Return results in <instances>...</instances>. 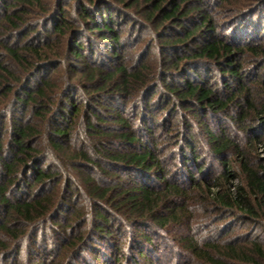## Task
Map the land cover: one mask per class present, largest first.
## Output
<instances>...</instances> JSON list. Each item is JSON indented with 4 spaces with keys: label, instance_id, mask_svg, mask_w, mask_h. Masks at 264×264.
Masks as SVG:
<instances>
[{
    "label": "trees",
    "instance_id": "obj_1",
    "mask_svg": "<svg viewBox=\"0 0 264 264\" xmlns=\"http://www.w3.org/2000/svg\"><path fill=\"white\" fill-rule=\"evenodd\" d=\"M189 1L73 0L74 28L61 0L48 20L51 34L37 32L39 43H11L34 30V14L42 26L52 7L0 0V264H17L21 253L25 264H163V245L175 253L174 264H264L256 241L252 251L223 248L194 232L202 226L198 213L210 210L264 227V73L244 69L248 59L262 63L257 70L264 66V22L254 17L259 11L236 14L227 40L204 0L184 9ZM78 27L109 48L112 72L89 62L75 82L67 77L59 85L52 73L38 78L69 61L75 73L85 50L75 39ZM136 30L159 42L155 70L144 64L151 49L136 69L118 51L128 50ZM84 82L92 93L81 109L71 94ZM135 96L145 105L133 119L114 104L127 106ZM102 108L114 127H106ZM157 113L164 114L160 121ZM80 131L86 138L76 147ZM162 137L178 141L177 151L169 153ZM96 138L103 141L94 150ZM96 169L118 181L99 185ZM77 193L82 209H75ZM48 233L61 246L52 255Z\"/></svg>",
    "mask_w": 264,
    "mask_h": 264
},
{
    "label": "rangeland",
    "instance_id": "obj_2",
    "mask_svg": "<svg viewBox=\"0 0 264 264\" xmlns=\"http://www.w3.org/2000/svg\"><path fill=\"white\" fill-rule=\"evenodd\" d=\"M47 3L49 2V5H51L50 7H52L50 10V12L47 14L48 15V19L44 20L42 22V26L38 27V18L36 17V15L34 14V21L33 19H31L29 21V23L34 24V30L32 32H29L28 36H26V38H20L12 36L11 39H9V41L11 43H16L19 40L21 41V43L25 42V41H29L32 40L33 43L35 42H40L41 38H33V35L37 34V32H41L43 33V35L48 36L49 34L52 33V29H53V24H48V20H50L51 18H53V8L54 7H59L58 4L60 3L61 0H44ZM65 2V5L61 8H63L64 10H66V19H68V21H70L72 23L71 26H73L74 28L77 27V25H75V19H77V17H79V7H75L73 6V0H63ZM206 2V4H205ZM223 2V3H222ZM229 2V3H228ZM228 2H225L224 0H204V9L205 11H207V13L210 15V17H212V20L215 21L216 25H217V29L219 31V34L223 36V38L230 40V35H231V25L232 22H235L238 20V18H235L234 21L232 20V18L236 15V14H243L246 13V15L250 14L252 15L254 12H258L257 16H254L256 19H260L261 21L264 22V3H256V2H249V0H229ZM256 4H259V6H257ZM53 5V6H52ZM199 6V3L197 0L195 1H189L186 4V7H184V9L186 8L187 10H191L194 8H197ZM55 8V9H56ZM232 9H236V11L232 12ZM3 12L1 11L0 8V21L1 18L3 16L2 14ZM245 15V14H244ZM61 18V17H60ZM113 19H116V15H113ZM58 20V19H56ZM34 22V23H33ZM180 28V27H179ZM264 29V28H263ZM36 30V31H35ZM124 36H126L129 32L128 28L126 30H124ZM185 32V29H179L177 30V33H175L178 36H181L183 33ZM264 34V31H262ZM139 30H136L134 34H136L134 37H132V40H128L127 43L129 45L128 50L124 51L123 49L125 48L122 47V49H118L119 52H125V57H126V64L128 67L133 66L134 69L138 68L136 67V65L138 66V62L142 59V57L145 55V53L147 54V51L149 49H151V55L149 56V58H147V60H144V64H147V66L151 69H154L157 67V62H156V50H157V46L159 44L158 40H153L150 39V32L145 31L142 32V34L139 36L138 35ZM170 34V33H168ZM167 34V35H168ZM53 35V34H52ZM76 42H80L83 45L84 53V59L82 60H78V61H74V65L76 68L75 73L71 74L70 70L71 68H69V64L70 61L67 58V62L65 63V65H63L62 67H60L57 70H54L51 72V70L48 71H44L38 74V78L39 77H43L45 76L47 73H52L51 76L57 79V82L59 85L63 84V81L67 80V77L70 79H73L72 82L78 81L79 79H81V77H83L84 75V69H86V67H88V63H95L97 66H101L102 69L104 71L108 70V72H112V69H109V65H114L113 63V57L112 54L109 51V48H105L103 46V44H101V40H99L95 34H90L88 33V31L82 27H78L76 30ZM57 36V35H56ZM72 36V33H71ZM264 36V35H263ZM52 37V36H51ZM88 37V38H87ZM130 37V36H129ZM140 37V38H139ZM54 39V38H53ZM71 39V38H70ZM61 40L63 42H66L67 40V36L66 35H62L61 36ZM87 40H88V46H87ZM164 41V40H163ZM192 41V40H191ZM195 43H200V39L198 40V38L194 41L191 42L190 45L195 46ZM65 44V43H64ZM92 46V48H90ZM62 50V47H61ZM118 62L119 58L114 59ZM121 60V59H120ZM73 61V60H72ZM71 61V62H72ZM262 65L261 62H259L258 64L255 62L253 63L251 60H247L245 62L244 65V69L247 71L248 75L253 76V75H261L262 73H264V66L262 67V69L257 70L258 67ZM106 69V70H105ZM132 71H134L133 68ZM145 72V71H144ZM148 72V71H146ZM85 83V82H84ZM84 88L79 87L75 92H73L71 95L76 97V102H77V106L81 107V109H84V102L85 99L87 100V96L89 94L92 93V88H91V83H85L83 84ZM162 85V83H161ZM88 87V88H87ZM59 94V92H58ZM138 97H134V102L130 103L129 105L125 106L122 102L118 103L117 102L114 104L116 106H119V104L121 105V110H124V116H132V118L134 119L135 117H133V115H135L136 117H139V114H141L142 110H138L139 105H145V101L143 98H141L140 100ZM155 98H153V102L154 103ZM89 104V103H88ZM94 109L95 107L92 106L91 107L88 106L87 109ZM101 114L104 118H106L105 120H107L109 117L107 116V114H112L111 112L105 110V108H102L101 110ZM160 112V111H159ZM27 115V114H26ZM172 114H168L169 117V121H173V125L178 124L179 119L177 118H172L173 116H171ZM174 115V114H173ZM154 116V115H153ZM164 116L163 113H157L156 120H161L162 117ZM28 118H30V114L28 113ZM140 121H143V118H139ZM108 122H106V127H114L115 125L113 123H111L109 120H107ZM175 127V126H174ZM176 128V127H175ZM176 131V129H171L170 133L173 134ZM175 137L177 135H174ZM174 137V138H175ZM85 137V133L83 131H80L77 134V141L74 142V146L77 147V142L78 140H84ZM100 139V138H99ZM96 138V140H92L91 142V146L93 148V146L95 148H93L94 150L96 149V146L99 145V143L103 140H99ZM163 141H161V145L167 149V151L170 152H174L175 150L177 151V147H178V141H174V139H171L170 141H166L165 137H162ZM170 143V144H169ZM42 145V141L38 142V144L36 145L37 147H41ZM96 145V146H95ZM107 146L111 149L114 147V144H107ZM176 161H178V158H176L175 162L173 163V165H175ZM100 170L96 169L94 170L93 176L98 180V184L101 186H108L109 184L114 183V181L116 180V182L118 181V179H110L107 180V178L105 177V175L100 174ZM112 175V174H111ZM106 179V180H105ZM125 180V179H124ZM109 181H112L111 183L108 184ZM49 190L45 192V194H48ZM78 194V193H77ZM84 196V195H83ZM82 195L78 194V196H76L75 199V209H82L85 207V200L83 198ZM198 223L200 226L199 228H196V230H194V232L196 233V235H198V237H200L203 242H209V243H215L216 245H218L219 247H225V246H233L236 247L238 249H247L249 251L251 250V246L250 243L251 242H258L263 248H264V227L260 226L257 223H252L251 221H246L244 218H239L236 216H232V215H225L222 213H218V212H214V211H209V213H198ZM84 228H81V230H83ZM48 237H46L48 239V241L46 242V244L49 247L48 252H50V254L52 255L54 252L56 253L57 251L61 250V246L59 244H56V242L53 241V238L51 237V235L48 233L47 234ZM42 238V237H41ZM40 238V239H41ZM43 242V238L41 239V241L39 240V244H42ZM164 246V252H168L167 254H165V258H164V262L163 264H174L176 261L175 258V253H173V250L167 248V245H163ZM171 251V253H170ZM15 261H17V264H25V259H24V253L19 254L18 256H16ZM239 264H251V263H239ZM253 264V263H252Z\"/></svg>",
    "mask_w": 264,
    "mask_h": 264
}]
</instances>
